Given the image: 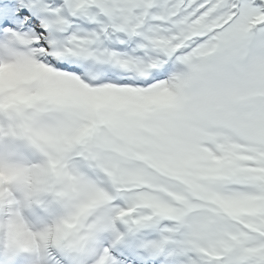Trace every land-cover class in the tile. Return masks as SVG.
<instances>
[{
    "label": "snow or ice",
    "instance_id": "obj_1",
    "mask_svg": "<svg viewBox=\"0 0 264 264\" xmlns=\"http://www.w3.org/2000/svg\"><path fill=\"white\" fill-rule=\"evenodd\" d=\"M0 130V264H264V0H0Z\"/></svg>",
    "mask_w": 264,
    "mask_h": 264
},
{
    "label": "clouds",
    "instance_id": "obj_2",
    "mask_svg": "<svg viewBox=\"0 0 264 264\" xmlns=\"http://www.w3.org/2000/svg\"><path fill=\"white\" fill-rule=\"evenodd\" d=\"M5 127H7V125H5ZM9 140L19 142L14 137L9 136L6 131L0 130V144ZM0 159L4 160L7 165L5 170L0 172V180L5 184L12 185L17 191H20L24 187L23 170L28 164L27 157L22 153H17L13 156L0 149ZM20 223L27 226L31 221L22 213Z\"/></svg>",
    "mask_w": 264,
    "mask_h": 264
},
{
    "label": "rangeland",
    "instance_id": "obj_3",
    "mask_svg": "<svg viewBox=\"0 0 264 264\" xmlns=\"http://www.w3.org/2000/svg\"><path fill=\"white\" fill-rule=\"evenodd\" d=\"M0 149H2L6 153H10L12 151H16L18 153H22L28 160H34L35 154L25 147L20 142H13V141H5L3 144H0ZM39 206H37V211H39ZM29 219H31V213H25Z\"/></svg>",
    "mask_w": 264,
    "mask_h": 264
}]
</instances>
